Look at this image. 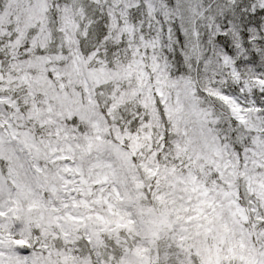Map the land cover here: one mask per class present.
I'll use <instances>...</instances> for the list:
<instances>
[{
    "label": "snow or ice",
    "instance_id": "obj_1",
    "mask_svg": "<svg viewBox=\"0 0 264 264\" xmlns=\"http://www.w3.org/2000/svg\"><path fill=\"white\" fill-rule=\"evenodd\" d=\"M0 264H264V0H0Z\"/></svg>",
    "mask_w": 264,
    "mask_h": 264
}]
</instances>
